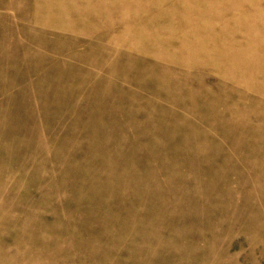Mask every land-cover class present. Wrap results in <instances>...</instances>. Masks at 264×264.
<instances>
[{
    "label": "rangeland",
    "instance_id": "rangeland-1",
    "mask_svg": "<svg viewBox=\"0 0 264 264\" xmlns=\"http://www.w3.org/2000/svg\"><path fill=\"white\" fill-rule=\"evenodd\" d=\"M0 223V264H264V0H0Z\"/></svg>",
    "mask_w": 264,
    "mask_h": 264
},
{
    "label": "bare ground",
    "instance_id": "bare-ground-1",
    "mask_svg": "<svg viewBox=\"0 0 264 264\" xmlns=\"http://www.w3.org/2000/svg\"><path fill=\"white\" fill-rule=\"evenodd\" d=\"M3 223V222H2ZM1 224V223H0ZM4 225V224H3ZM5 225H7V224H5ZM2 227V226H1ZM4 227V226H3ZM5 228H7V229H9V227L7 226V227H5ZM2 229H4V228H2ZM5 230V229H4ZM3 230V231H4ZM0 232H1V230H0ZM3 234V233H2ZM19 236H21V237H23L24 235L22 234V235H19ZM2 238V237H1ZM0 238V239H1ZM23 240V239H22ZM21 240V241H22ZM1 241V240H0ZM20 241V242H21ZM0 243H2V242H0ZM3 244V243H2ZM0 247H2L1 245H0ZM3 247L5 248V246L3 245ZM8 247V246H7ZM6 247V248H7ZM24 248V247H23ZM27 248V247H26ZM26 248H24V253H25V255H26V253H27V251H26ZM3 249V248H2ZM1 250V249H0ZM3 250H5V249H3ZM2 251V250H1ZM10 251V250H9ZM16 251H17V249H16ZM3 252V251H2ZM7 252V251H6ZM18 252V251H17ZM7 253H9V252H7ZM11 253V252H10ZM9 253V254H10ZM28 253H29V250H28ZM35 253V251L34 250H32L31 252H30V254H31V258H30V261L28 262L29 264H48V262L44 259V261L42 262L41 260H39V258L34 254ZM2 254V253H1ZM0 254V255H1ZM12 254V253H11ZM4 255V254H3ZM8 255V254H7ZM14 255V254H13ZM2 256V255H1ZM8 256H10V255H8ZM8 256H6V257H8ZM16 257H17V254H16ZM20 257H22V256H20ZM2 258H4V257H2ZM5 259H7V258H5ZM17 259V258H16ZM21 259V258H20ZM1 261V260H0ZM23 262L25 263L26 261L25 260H23ZM55 262H56V259L55 258H53L52 259V262H51V264H55ZM12 264H16V261L14 262V263H12ZM19 264V263H18Z\"/></svg>",
    "mask_w": 264,
    "mask_h": 264
}]
</instances>
